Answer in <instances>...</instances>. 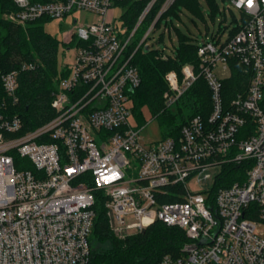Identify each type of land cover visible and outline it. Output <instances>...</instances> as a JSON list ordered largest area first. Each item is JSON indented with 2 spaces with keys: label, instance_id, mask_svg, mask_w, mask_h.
Segmentation results:
<instances>
[{
  "label": "built area",
  "instance_id": "obj_1",
  "mask_svg": "<svg viewBox=\"0 0 264 264\" xmlns=\"http://www.w3.org/2000/svg\"><path fill=\"white\" fill-rule=\"evenodd\" d=\"M122 1L10 0L12 9L1 15L24 25L83 10L98 21L74 18L75 55L52 93L55 117L15 136L23 122L0 102V264H91L96 190L119 234L155 221L185 232L180 254L153 264H264V0H225L229 5L219 6L222 16L212 21L218 28L201 38L193 34L198 62L167 71L165 108L200 77L211 90L212 108L190 117L177 137L149 144L140 135L147 123L130 120V96L141 84L133 57L139 48L174 56L172 39L169 53L148 39L164 18V32L172 36L173 18L165 14L175 0H139L145 5L132 28L120 17L107 19L113 7L128 9ZM236 66L242 89L224 94ZM34 67L23 62L20 69L0 70L9 100H18L19 72ZM12 152L34 168L16 165ZM225 164L239 165L235 180L215 188Z\"/></svg>",
  "mask_w": 264,
  "mask_h": 264
},
{
  "label": "trees",
  "instance_id": "obj_2",
  "mask_svg": "<svg viewBox=\"0 0 264 264\" xmlns=\"http://www.w3.org/2000/svg\"><path fill=\"white\" fill-rule=\"evenodd\" d=\"M47 2L53 0H32ZM210 6V18L216 20L219 13L217 0H206ZM119 5L128 9L120 16L125 24L132 28L145 3L139 0H124ZM185 7L198 15H203V5L200 0H175L166 12V15L180 19ZM10 0H0V70L3 72L20 69L23 62H31L35 67L23 70L18 74L17 102L9 100L0 78V102L6 100L7 113L21 118L23 126L15 136L35 130L50 121L56 115L51 106L52 93L56 90L57 82L61 77L68 75L66 65L59 68L58 51L61 45L68 43L61 41L45 30L46 20L39 18L24 25L15 24L1 18L2 13L12 9ZM158 4L151 13L153 16ZM145 26L138 30L140 37ZM178 36L174 56L163 59L159 50L139 48L133 57V64L138 67L141 75V84L131 93L133 106L131 111L136 119L137 126L147 123L142 112L143 104L147 103L155 115L161 116L163 137L178 136L182 126L190 117L197 113L208 114L212 108L211 90L204 78H198L176 101L175 113L165 108L164 94L168 90L165 74L171 69L180 72L183 64H197L198 41L194 33L183 32L175 26ZM194 34V35H193ZM73 42L77 43L74 38ZM242 68H232V75L224 81V94H234L242 89ZM244 85V84H243ZM44 140V139H40ZM16 165L25 164L33 169L30 160L21 158L12 152ZM239 165L225 164L221 179L216 181L215 188L229 185L235 180V173ZM96 213L91 236V264H153L165 254H180L181 248L188 238L185 232L174 226H168L161 221H155L142 231L118 238L111 229L105 208V198L100 190L94 191ZM168 201V200H167Z\"/></svg>",
  "mask_w": 264,
  "mask_h": 264
},
{
  "label": "rangeland",
  "instance_id": "obj_3",
  "mask_svg": "<svg viewBox=\"0 0 264 264\" xmlns=\"http://www.w3.org/2000/svg\"><path fill=\"white\" fill-rule=\"evenodd\" d=\"M203 2V15H198L194 13L193 11L185 8L182 6L181 10L183 11L180 14V19L176 18L175 16H171L173 18L174 25L179 28L183 32H193L194 34H197L202 37L203 33L206 31V29H209L210 32H212L214 29L218 28V22H212L210 18V6L207 4L206 0H202ZM217 4L222 7L223 5L228 6L229 3L225 0H217ZM125 8V7H124ZM120 6L113 7L108 11L107 19H115L118 21L119 17L124 13L125 9ZM235 11V10H233ZM236 17H239L240 14L235 11ZM222 15L221 13H217L216 19L220 18ZM227 17H229L232 20L231 13L228 12L226 14ZM74 18L78 19V22L80 24H87L94 21H98V16L92 12L79 10L74 12V14H70L67 16L66 19L60 20V19H50L46 20L44 27L45 30L52 35L56 36L62 43H68V46H64L63 44L59 48L58 51V66L59 68H62V66L70 64L73 60V57L75 55V47L76 43L73 42L74 36H75V27H74ZM166 19H163V26L165 24ZM224 25V23H222ZM158 27L155 29L154 32L151 33L150 38L148 39V43L154 47V48H160L165 50L167 53H169L172 50V40L176 44H178V36L176 31L172 32V36L170 37L168 33H165L164 27ZM232 29V27L227 28L224 34V38L227 37V33ZM164 36V39L162 37ZM172 39V40H171ZM69 47V48H68ZM146 51V48L145 50ZM130 106H133V101H130ZM177 110V104L172 105L168 112L175 113ZM142 112L144 115L145 121H147V124L144 126V128L141 130V139L143 142L149 144L154 141H158L163 138V130L161 126V116L155 115L149 105L147 103L143 104L142 106ZM132 124H136V119L134 117V114L132 113V116L130 118ZM216 172L214 171L213 177L207 181L204 182V186L206 189H210L211 186H213L214 183V175ZM191 186L194 189H197V186L193 183H191ZM114 234L119 238H123L126 235H132L137 233L136 231L133 232H126L125 234H119L115 231H113Z\"/></svg>",
  "mask_w": 264,
  "mask_h": 264
},
{
  "label": "crops",
  "instance_id": "obj_4",
  "mask_svg": "<svg viewBox=\"0 0 264 264\" xmlns=\"http://www.w3.org/2000/svg\"><path fill=\"white\" fill-rule=\"evenodd\" d=\"M200 1H201V4L203 5V2H202V0H200ZM66 18H67V17H66ZM66 18H65V19H66Z\"/></svg>",
  "mask_w": 264,
  "mask_h": 264
}]
</instances>
